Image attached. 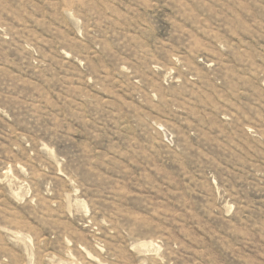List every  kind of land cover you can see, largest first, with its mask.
<instances>
[{
  "label": "rangeland",
  "instance_id": "1",
  "mask_svg": "<svg viewBox=\"0 0 264 264\" xmlns=\"http://www.w3.org/2000/svg\"><path fill=\"white\" fill-rule=\"evenodd\" d=\"M0 264H264V0H0Z\"/></svg>",
  "mask_w": 264,
  "mask_h": 264
}]
</instances>
